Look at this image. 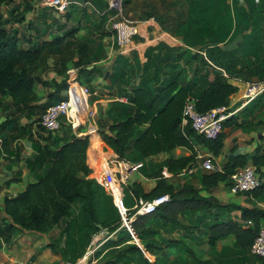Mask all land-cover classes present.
I'll list each match as a JSON object with an SVG mask.
<instances>
[{"label": "trees", "instance_id": "1", "mask_svg": "<svg viewBox=\"0 0 264 264\" xmlns=\"http://www.w3.org/2000/svg\"><path fill=\"white\" fill-rule=\"evenodd\" d=\"M14 1L0 0V8ZM188 1L191 4V14L181 23L180 31L184 39L193 41L196 39L195 35L199 34L205 42L217 40L213 32L218 22L215 14L220 11V1ZM129 3L130 1L126 0L124 6ZM195 6L198 8L196 12H194ZM27 8V10L31 9V7ZM255 13L264 16V0L259 5H252L250 14L255 15ZM58 14L57 18L60 17L67 21L73 17L70 9L65 13L58 12ZM48 16L45 12L43 13L44 25L50 23L46 20ZM250 16L248 15L252 19ZM15 17L18 22L25 19L24 15L19 14ZM152 17L154 15L150 13L145 19ZM259 20L260 23L264 22L263 17ZM8 21L9 19H4L0 12V95L9 96L15 105L26 109L29 123L22 126L21 133L11 135L9 131L4 137L5 141L9 140V137L19 136L33 141L35 154L26 159V166L32 173L38 174L39 179L34 183H29L26 189L16 197L4 199L6 213L11 216L12 221L6 222L4 228L0 227V236L10 238L11 231L18 226L26 230L46 233L65 221L59 236L54 243L48 246L55 251L60 250L62 256L73 263L86 253L93 236L98 235L102 230L107 229L109 234H114L118 238L116 241L108 239L107 243L102 245L103 248L108 247V244L117 247L128 242L131 240V234L122 226V215L113 196L107 193L97 176L90 177L92 174L103 173L111 167V161L117 159L133 165L142 176L156 182L149 191L138 180L123 184V204L130 214L134 213L132 207L140 197L152 200L161 195H169V200L159 205L155 211L137 215L134 219L133 226L136 235L141 240H145L147 233L155 232L150 226L151 221L163 220L179 223L180 217L184 216L189 221L184 229L191 228V230H185L186 235L190 233L195 237L194 232L203 233L202 227L204 224L207 225V243L215 254V261L229 264L238 262L264 264V257L253 254L257 258L253 261L249 256L251 246L264 226V208L258 206L250 208L234 202L224 204L211 194L220 182L232 185V174L237 168L244 167L250 162L256 167L258 174L263 177L264 149L257 148L252 154L231 155L222 170L200 172L198 174L199 186L190 182L176 185L170 181V177L166 176V172L173 176L196 166L198 163L197 145L199 144L206 146L214 156H219L224 148L226 128L236 126L243 131L251 132L256 131L263 123L262 120L256 121L257 115L264 108L262 97L256 99L254 103L247 104L239 111V114L243 116L242 121L239 122L235 114L225 119L224 130L215 139L197 133L191 123H183V109L189 96L196 99L197 109L205 112L212 108L229 106L231 96L239 92L240 86L234 83V72L238 71L232 69V66H238L239 59L231 51L219 49L217 55L211 54L212 60H215L225 72L217 71L213 79L206 77L203 87L196 93L194 92L197 88L196 82H183L179 78V73L168 75L163 80L152 78L151 81H148L149 77L144 73L139 84H132L129 93L124 95L127 98L126 102L114 101L109 106H100L99 112L102 117L97 122L98 129L83 136L74 134L71 138L64 139L55 137L56 134L52 132L42 136L41 131H37V127L45 129L40 123L42 115L49 106L67 98L64 92L71 85L66 79L61 82L57 81L56 85L64 95H61L62 99L54 103L51 101L45 107L39 102L40 96L35 90L36 78L32 75L31 68L42 60L48 49L57 48L67 39H73L78 28L75 27L65 32L64 26L60 25L56 34L46 30L40 35L41 40L40 36L33 40L30 36L32 34L28 33L21 37L17 28L7 27ZM217 36L221 39L225 37V34L218 32ZM23 40L29 45L25 46ZM166 46L169 48L168 56L159 57V62L165 61L167 64L171 61V56H174L175 60H180L186 55L188 60L199 56L203 58L188 49L178 52L176 47ZM152 49H148L147 65L151 64L154 58L150 53ZM251 52L254 56L258 54L254 46ZM79 53L80 57L75 63V66L79 68L78 79L82 75L92 78L99 67L91 64L99 61L101 56H90L86 45L79 48ZM260 64L258 70L264 71V60H261ZM65 70L62 71L63 74ZM195 74L198 75L199 72L196 70ZM122 75L125 73L123 72ZM261 80H264V76ZM41 83L46 84L45 81ZM7 125L4 122L2 128L12 127L11 124ZM27 129L29 131H26ZM36 133L47 142L43 143L35 139ZM17 160H20V154L17 155ZM44 168H47L45 172H43ZM38 170L42 173H37ZM203 191L209 194L204 195ZM239 193L262 199L264 181L251 191ZM78 201L81 202V207L74 213V205ZM235 210L241 211L243 222L231 217V212ZM230 235L235 236L233 246L235 250L227 246L220 251L215 250L217 242ZM63 240L64 247L59 248ZM164 247L163 253L157 254L154 245L146 244V249L151 255L154 256L156 253V258L161 256L165 262H172L171 264L191 262L207 264L213 261L199 259L182 238L173 237ZM173 247L181 252L185 249L190 259H186L183 254L177 256L167 252ZM129 250L139 251L141 257L146 258L136 245H129ZM231 252L236 253L238 257L234 259L227 256ZM122 254L123 252L118 253L119 256ZM234 260L238 261L234 262Z\"/></svg>", "mask_w": 264, "mask_h": 264}, {"label": "rangeland", "instance_id": "2", "mask_svg": "<svg viewBox=\"0 0 264 264\" xmlns=\"http://www.w3.org/2000/svg\"><path fill=\"white\" fill-rule=\"evenodd\" d=\"M24 1L27 7L39 9V7L34 5V1L39 2L40 0ZM87 1H89V3ZM121 1V14L119 15H117V11L114 9L108 10L111 0H81V4L73 3L69 8L73 13V17L70 21L60 19V17L57 18L56 16H59L57 10L46 7L50 10H45L44 12L51 17L52 22L47 25L40 24L39 26H33L37 38L46 30H50L51 33L56 34L59 31L60 25L64 26L65 32L75 27L78 28V32L73 39L69 38L59 47L48 49L42 60L31 68V73L36 78L35 90L40 96L39 102L43 103L45 107H47L46 105L51 101L54 103L62 99L63 96L61 95L67 94V90L64 94L61 92L62 90H59V87L56 85L57 81L61 82L66 79L69 85H72V83L69 82L71 75L74 76L75 74L78 77L79 68L75 66V63L80 57L79 48L81 46L86 45L90 56H101L99 61L91 64L99 67V70L92 78H88L86 75H82L79 79L77 78L80 85L86 86L90 91L88 96H84L85 99L81 104L80 112L82 118L78 116V121H82V123L77 129L78 134L72 131L69 124L64 123L62 128L55 133V137L69 139L74 134L83 136L98 129L97 122L100 117H102L99 112L100 106H109L114 101L126 102L127 98L124 97V95L129 93L132 84H139L144 73L148 75V81H151L152 78L163 80L166 79L168 75L179 73V78L183 82H196L197 88L194 90L196 93V91L203 87L206 77L211 79L215 76L217 71L222 70L225 72V70L220 68L215 60H212L210 57L211 54L217 55L219 49L231 51L236 58L239 59L238 66H235L236 68L232 66V69L238 71L234 72V81L240 84L241 90H243V83L248 81H261L264 76V71L261 69L258 70L261 65L260 61L264 60V22H259V19L261 17L264 18V16L260 13H255V15L250 14L252 5H259L262 0H219L220 11L217 12L219 14H215L217 15L216 19L218 22L215 25L216 30L213 32L215 38L217 37L218 39L209 42H205L199 34L195 35V40L188 41L184 39L183 35L180 33L181 23L187 20L191 14V4L188 0H129L130 3L127 6H124L126 0ZM197 10L198 8L195 6L194 12ZM150 13H152L154 17L145 19ZM248 15H251L252 19H250ZM34 16L35 12L30 15L32 18ZM121 16L141 22L139 28H141L140 32L142 31L143 34L148 35L146 27L149 28L148 36L150 40L148 41L139 36L136 37L134 40L135 42H132L128 46L125 45V47H120L115 44L113 39L109 37L113 35V25ZM33 29H31L30 26L24 27L23 34L27 35V30ZM218 32L224 33L225 37L220 39L217 36ZM164 36L168 37L169 43L167 40L163 39ZM40 40H37V42H40ZM164 44L170 47H176L178 52L188 49L192 53H198L203 58L199 56L198 58H191L188 60L186 55L180 60H175V57L171 56V61H169V63L166 64L165 61L159 62V57L168 56L167 52L169 48ZM250 45H252V48L254 46V50H257V55L254 56V53L251 52L252 48H250ZM149 48H153L150 53H152L154 58H152L151 64L147 65ZM64 69H66L65 74L62 73ZM196 70L199 72L198 75L195 74ZM123 72L125 75H122ZM44 81L46 84L41 83ZM241 90L238 93L241 94ZM192 95L195 96L193 93ZM51 96H53V98H50ZM240 103L241 102L238 101V96H231V110H235ZM42 113L43 112H41V114ZM237 113L238 112L235 114L237 115ZM27 115L28 111L19 105H15L9 96L0 95V128H2L4 122L8 124L7 126H9V124L12 126H9L7 128L8 130L2 128V131H11V135L21 133L23 131L22 126L29 123ZM261 128L263 129L264 126ZM26 131H29V129ZM37 131H41L40 134L42 136L45 134L48 135V131L41 127H37ZM20 145L24 148V144L19 141L18 146ZM214 162L217 165L215 159ZM119 167L121 166L118 165V168ZM46 169L47 168H44L43 172H45ZM200 172H209V170H205L199 164H196V167L191 171H183L173 176L169 173L167 176H169L170 181L176 185L190 182L199 186L198 174ZM119 176L117 172V177L120 178ZM141 178L139 173L135 171L131 173L125 183L133 180H140ZM143 180L144 188L149 190L152 179ZM109 181L108 187L117 201H119L122 197V190L114 174L109 176ZM108 187L106 184L105 189L107 193L112 195ZM80 207L81 202L78 201L74 205V213H76ZM193 217H195V215ZM193 217L191 216L192 219H194ZM188 224L189 221L184 216L180 217L179 223L153 220L150 222V226L155 232L147 233L145 240H141L138 236L133 237L131 235V240L128 242L122 243L117 247H114L113 244H108V247L103 248L100 244L103 245L108 239L112 241L118 239L116 235L109 234V231L105 229L104 231L106 233L103 231L93 236L91 245L80 259L88 253L85 264L95 263L94 259L98 257L101 259L97 264H171L172 262H165L161 256H159L160 258H156L155 254L163 253V249H165L164 246L168 241L172 240L173 237L184 239L189 248L195 252V255H199V258L204 259L207 255L211 258H215V254L207 243V225H203V233L194 232L196 236L192 240L193 234L188 233L186 235L185 233V230H191L190 227L184 229L185 225ZM64 225L65 221H62L58 228L61 230ZM57 233L58 232L54 231L53 236L57 235ZM99 235L102 236L101 239L96 240V237ZM147 243H151L156 247L154 248L156 251L154 256L146 249ZM129 245L138 246L146 257L145 259L150 262L147 263V261L141 257L139 251L129 250ZM157 246L161 247L159 248ZM232 249L235 250V247H232ZM184 250L181 252L179 249L173 247L172 249H168L167 252L170 254L174 253V255L177 256L183 254L186 259H190L189 253ZM206 250L211 252L208 253ZM119 252H123V254L119 256ZM236 255V253L231 252L227 256L235 259L238 257V255ZM249 256L253 261L257 260L256 256H254L251 251ZM237 261L238 260H234V262Z\"/></svg>", "mask_w": 264, "mask_h": 264}, {"label": "crops", "instance_id": "3", "mask_svg": "<svg viewBox=\"0 0 264 264\" xmlns=\"http://www.w3.org/2000/svg\"><path fill=\"white\" fill-rule=\"evenodd\" d=\"M41 3L42 0H40L39 2L34 1V5L39 7V9L34 7L30 10H27L28 8L24 0H15L10 4L2 5L0 8V12L3 15L4 19H9L7 23V27L13 26V28H17L19 31V36L23 37L24 35L23 28L28 26L29 24L31 29H33L34 25L36 26H39L40 24L44 25L43 13L45 10L49 11L52 8L48 7L50 8L48 9L46 8V6H43ZM34 12H35V16L33 18L30 17V15ZM16 14H20L21 16L24 15L25 19L22 22L16 21L17 18L15 17ZM46 20L48 22H52L51 17L49 16ZM146 31L147 34L149 35V28L146 27ZM27 32L32 34L30 36L33 40L37 39V34L34 29L27 30ZM148 35L143 34L141 31L138 35L134 36L132 41L126 46L130 45L132 42H135L134 40L136 39V37L139 36L149 41L150 39ZM168 37L164 36L163 39L167 40L168 42L169 40ZM109 38H112V36ZM23 42H25L24 43L25 46L29 45L27 41L23 40ZM69 82H71V79ZM234 83L236 82L234 81ZM236 84L239 85L238 83ZM77 90L79 91L80 95L81 94L83 95L82 89L79 86H77ZM241 91H242L241 94L238 92L234 94V96L235 95L238 96V100L242 97L243 90ZM263 94L264 92L254 100L249 101L245 104H242V101H239L241 102L238 105L240 107L239 110L237 111L238 112L237 115L235 114L236 116H238L239 122L243 120V116L239 114V111L247 104L254 103L256 99H258L259 97H262L264 99ZM81 97L83 100L85 99L84 96ZM259 120H262L263 123L258 126V129L256 131L247 132V131H243L241 128H238L236 126H231L229 128H226L225 129L226 137L224 140L225 144L222 153L219 156H214V154L203 144L197 145L198 152L213 156V158L217 161V166L223 168V165L228 161L231 155L252 154L257 148H261V150H263L264 128L262 129L261 127L264 126V108L260 111V113L256 117V121ZM72 131L78 134L77 132L78 130L72 129ZM8 132L9 131H0V227L1 228L5 227L6 222L12 221L11 216L6 213L4 199L6 197L9 198L16 197L19 193L23 192L26 189L29 183H34L39 179L38 174L32 173L26 166V159L28 157H32L35 154L33 141L28 138L20 137V136L16 138L9 137V140L5 141L4 136ZM35 139L43 143L47 142L44 138H40V136L37 133L35 134ZM19 141L20 143L24 144V148L21 145L18 146ZM18 154H20V160H17ZM248 165H253V164L250 162L248 163ZM192 169H190L189 171H191ZM37 173H42V172L38 170ZM166 173L169 174L168 172ZM93 175L94 174L90 175V177ZM139 175L143 179H148L142 176L140 173ZM142 178L140 180L138 179V181L144 184V180ZM261 178L262 181H264V175L263 177L261 176ZM151 181H152L150 183L151 187L149 190H151L156 184L155 180L152 179ZM203 194L208 195L209 193L207 191H203ZM211 194L217 197L224 204L229 202H234L250 208L254 206L264 208V197L260 199V198H255L251 195L236 193L232 190V185L226 184L225 182H220L219 185L215 187L214 190H212ZM231 217L234 220L243 222L242 213L240 210H235L231 212ZM54 231L58 232L57 235H55L56 237L53 236ZM60 231L61 230L58 228V226H56L53 230L46 233L37 232L33 230H26L20 226H18V228L15 227L11 231L12 233L10 232L11 233L10 238L6 239L0 236V264H67L70 261H68L62 256L60 250L55 251L51 248V246H48L54 243V240L59 236ZM103 231L104 230H102L101 232ZM193 239L194 236L192 237V240ZM234 243H235V236L230 235L225 239L219 240L217 242L215 250L220 251L224 246L233 247ZM100 246H102V244H100ZM63 247H64V240L59 244V248H63ZM206 251L208 253L211 252L209 250ZM197 256L199 258V255ZM100 259H101L100 257L94 259L95 263L92 264H97V262ZM210 259L211 261L212 260L213 261L208 262L207 264H229L226 262L220 263L218 261H215L214 257L211 258L209 257V255H207V257L204 259L202 258L201 260L206 261ZM189 264H206V263L191 262ZM237 264H256V263L238 262Z\"/></svg>", "mask_w": 264, "mask_h": 264}, {"label": "built area", "instance_id": "4", "mask_svg": "<svg viewBox=\"0 0 264 264\" xmlns=\"http://www.w3.org/2000/svg\"><path fill=\"white\" fill-rule=\"evenodd\" d=\"M81 0H42V5L50 8H54L59 13H65L70 5L73 3L81 4ZM115 1V2H112ZM89 3V1H87ZM122 5L121 0H111L109 3L108 10H116L117 15L121 14L120 7ZM141 22L130 20L124 16L118 18L117 22L113 25V41L118 46L122 47L129 44L134 36L140 33ZM226 74V73H225ZM72 85L67 90V98L55 103L47 108L44 114L41 117L40 123L48 132L56 133L59 131L64 123H67L71 126L72 129L77 130L81 125L82 121H78V116L82 118L80 109L83 99L81 96H88L90 94L89 89L86 86L80 85L77 75H71ZM79 86L82 89L83 95L79 93L76 86ZM240 86V84H239ZM243 94L238 101H242V104H245L249 101L254 100L260 94L264 92V80L261 81H248L242 84ZM239 107H236L235 110H231V106H221L217 108H212L208 111L201 112L196 107V99L189 96L184 105L183 109V123H191L194 130L202 134L207 138H217L220 133L224 130L223 122L228 117L234 115ZM203 169L209 171L222 170L214 162L213 156L209 154H203L198 152V163ZM118 165L121 167L118 168ZM115 166V168H114ZM131 171V172H130ZM135 171V167L125 161L112 160L111 167L105 170L101 174H96V176L101 180L104 187L109 186V176L115 175L119 187L122 190V197L119 201L115 198L112 191L113 198H115V203L118 205L121 215H122V226L133 236L137 237L133 221L137 215L148 214L157 209V207L164 202L169 200V195H161L155 197L152 200H147L142 197L138 198L136 204L132 207L134 211L133 214H130L128 208L123 204V184L128 180L132 172ZM117 172L119 177H117ZM167 176V173H166ZM232 190L236 193L251 191L262 183V178L258 174L256 167L254 165H246L244 167H239L232 174ZM249 224L251 222H248ZM251 252L254 255L264 257V226L261 228L258 236L254 240L251 246ZM88 253L82 258L78 259L77 262H68L67 264H85Z\"/></svg>", "mask_w": 264, "mask_h": 264}, {"label": "bare ground", "instance_id": "5", "mask_svg": "<svg viewBox=\"0 0 264 264\" xmlns=\"http://www.w3.org/2000/svg\"><path fill=\"white\" fill-rule=\"evenodd\" d=\"M140 29H141V28H140ZM101 237H102V236H100V235H99V236H97V237H96V240H100V239H101Z\"/></svg>", "mask_w": 264, "mask_h": 264}, {"label": "water", "instance_id": "6", "mask_svg": "<svg viewBox=\"0 0 264 264\" xmlns=\"http://www.w3.org/2000/svg\"><path fill=\"white\" fill-rule=\"evenodd\" d=\"M89 67H92V66H89ZM100 227H102L101 225H99Z\"/></svg>", "mask_w": 264, "mask_h": 264}]
</instances>
